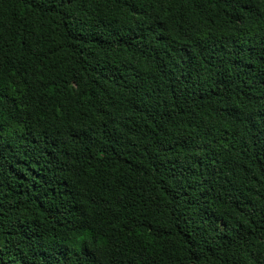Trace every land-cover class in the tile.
Masks as SVG:
<instances>
[{
    "label": "trees",
    "instance_id": "trees-1",
    "mask_svg": "<svg viewBox=\"0 0 264 264\" xmlns=\"http://www.w3.org/2000/svg\"><path fill=\"white\" fill-rule=\"evenodd\" d=\"M0 264H264V0H0Z\"/></svg>",
    "mask_w": 264,
    "mask_h": 264
}]
</instances>
